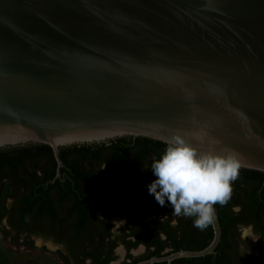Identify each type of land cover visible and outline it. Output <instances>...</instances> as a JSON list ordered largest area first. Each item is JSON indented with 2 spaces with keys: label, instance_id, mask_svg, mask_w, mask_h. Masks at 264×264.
Wrapping results in <instances>:
<instances>
[{
  "label": "water",
  "instance_id": "1",
  "mask_svg": "<svg viewBox=\"0 0 264 264\" xmlns=\"http://www.w3.org/2000/svg\"><path fill=\"white\" fill-rule=\"evenodd\" d=\"M177 132L264 172V0H0V148Z\"/></svg>",
  "mask_w": 264,
  "mask_h": 264
},
{
  "label": "trees",
  "instance_id": "2",
  "mask_svg": "<svg viewBox=\"0 0 264 264\" xmlns=\"http://www.w3.org/2000/svg\"><path fill=\"white\" fill-rule=\"evenodd\" d=\"M165 147V142L143 136L64 146L60 148L61 177L55 181L57 161L49 145L31 142L0 148V195L7 186L11 188L9 197L24 188L19 200L21 205L14 215L17 218L13 217L9 225L18 233H35V222L29 223L28 217L35 215L38 200H42L39 217L50 214L51 224L58 223L59 211L53 204L56 200L70 216L69 230L79 233L87 229L89 242L94 247H104L105 239L110 237L109 227H96L92 216L100 213L107 197L95 194L102 185L113 183L118 186L130 214L117 236L120 241L126 243V237L133 236L136 238L133 245L156 246L147 257L203 249L213 239L212 225L201 231L193 227L192 218L175 216L167 202L161 207L154 196L148 194L146 186L155 179L151 164ZM234 206L241 208L238 214L233 211ZM215 208L222 227V238L215 252L203 257L179 258L173 264H239L240 225L254 226L259 239L251 246L264 257V172L240 167L231 200L226 206L216 205ZM136 211L153 216L152 221H138ZM13 240L18 241V238ZM164 248L170 250L162 253ZM63 259L67 263L66 257Z\"/></svg>",
  "mask_w": 264,
  "mask_h": 264
},
{
  "label": "clouds",
  "instance_id": "3",
  "mask_svg": "<svg viewBox=\"0 0 264 264\" xmlns=\"http://www.w3.org/2000/svg\"><path fill=\"white\" fill-rule=\"evenodd\" d=\"M165 143V150L151 164L155 179L146 186L148 194L161 207L167 202L175 216L192 218L193 227L204 231L217 219L215 206L224 207L231 200L240 161L227 148L202 151L179 132ZM233 211L238 214L241 208L234 206ZM238 228L251 238L253 225ZM122 247L116 249L117 255Z\"/></svg>",
  "mask_w": 264,
  "mask_h": 264
},
{
  "label": "flooded vegetation",
  "instance_id": "4",
  "mask_svg": "<svg viewBox=\"0 0 264 264\" xmlns=\"http://www.w3.org/2000/svg\"><path fill=\"white\" fill-rule=\"evenodd\" d=\"M105 186L107 187L109 186L110 189L115 190L117 194L120 195L122 199V205L120 204V206L125 212V218L123 220L124 224L119 227H116L112 222L109 221V214L104 208L107 201L109 200L108 198L104 200L103 205L99 211L100 213L94 214L92 216L93 219L92 222L93 224H96V227L97 226H100L102 228L103 226L109 227L110 237L105 239L104 243L106 242L107 244L104 247L101 246L94 247L92 243L89 242V240H91L90 239L91 237L88 234L87 229L79 233L72 232L71 230H69V228H71V225H69L71 221L70 216H68L65 213V209H63L62 206H60L56 200H53V204L56 206L57 210L59 211L57 215V217H59L58 223H55L54 225L51 224L52 219L50 218L51 217L50 214H45L43 218L39 217L40 202L42 200H38L35 206V215H30L28 217L29 223L35 222V233H30V232L18 233L14 231L12 227L9 225V221H11L13 217L17 218V215L16 216L14 215L17 211V208H19L21 205L19 200L24 192V188H20L19 192L13 197L10 196L9 197L11 201L10 205L7 206L3 212H0V230L5 234L8 233L12 239L16 237L19 238L20 236H25L27 238H30L33 235H35L37 237L50 240L51 242L54 243L53 251L58 256V259L61 264H135L141 260L154 257V256L147 257V255H150L151 252L155 251L156 246L150 247L145 243H138L137 245H133L132 243L136 240V238L133 236H127L126 243L124 241H120V239L117 237L118 235L121 234L120 229L126 226L130 218V214L126 207L127 203L122 197L121 193L119 192L118 186L114 185L113 183H106L102 185L95 195L105 196L101 194V191ZM53 191L54 190H52V192ZM136 212L138 213L137 216L138 221H141L143 223H148L151 222L153 219V216L147 215L142 211H136ZM101 231L102 229L98 231L96 237L100 235ZM254 234L257 235L256 233ZM161 236L162 238H165V235L163 233L161 234ZM121 245L123 247L121 248L119 254L117 255L116 249L120 248ZM169 250H170L169 248H164L161 252L166 253ZM92 253L94 254V256L91 255ZM95 255H99V256L97 257ZM63 256L66 257L67 263L63 259ZM151 264H168V263L156 262Z\"/></svg>",
  "mask_w": 264,
  "mask_h": 264
},
{
  "label": "rangeland",
  "instance_id": "5",
  "mask_svg": "<svg viewBox=\"0 0 264 264\" xmlns=\"http://www.w3.org/2000/svg\"><path fill=\"white\" fill-rule=\"evenodd\" d=\"M10 191V186H7L0 195V212H3L11 203ZM101 194L109 199L104 207L109 214V221L116 227L123 225L125 212L120 206L122 205L120 195L109 186H105ZM239 234V264H264V257L251 246L258 241L259 237L255 234V237H245L240 230ZM53 245L54 243L50 240L35 235L30 238L20 236L18 241H14L10 235L7 237L0 230V264H61L53 251Z\"/></svg>",
  "mask_w": 264,
  "mask_h": 264
}]
</instances>
